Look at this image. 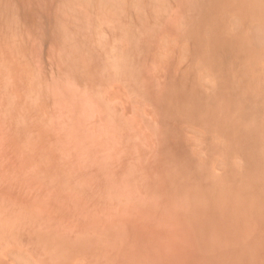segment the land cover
<instances>
[{
    "label": "rangeland",
    "instance_id": "1",
    "mask_svg": "<svg viewBox=\"0 0 264 264\" xmlns=\"http://www.w3.org/2000/svg\"><path fill=\"white\" fill-rule=\"evenodd\" d=\"M10 1L0 264H264V0Z\"/></svg>",
    "mask_w": 264,
    "mask_h": 264
},
{
    "label": "bare ground",
    "instance_id": "2",
    "mask_svg": "<svg viewBox=\"0 0 264 264\" xmlns=\"http://www.w3.org/2000/svg\"><path fill=\"white\" fill-rule=\"evenodd\" d=\"M0 1H1V0H0ZM7 1H8V0H7ZM72 1H73V0H70V1L65 0V1H64V2H66V4L68 3V4H67V8L65 7L66 9L70 10V8H72V7L70 6V4H71V5L74 4ZM74 1H77V0H74ZM82 1H83V0H82ZM82 1H81V2H80V1H77V2H76L77 5H78V2H80V4H81V3L83 4V2L86 1V0H84L83 2H82ZM91 1H94V0H91ZM100 1H103V2H101V3H102L101 5H100V4L98 5V2L100 3ZM107 1H109V2H108L109 4L106 3L107 6H109V9H108V7L106 6V4L104 3V2H106V0H99V1L96 0L97 7L101 6V8L103 7L102 9H104V10H108V11H109L111 8L114 9V10H116V8H117V11L119 10L118 7L121 6V4L118 3V4H119L118 7H116L115 5L117 4V2H120V1H117V0L115 1V0H114V4H115V2H116V4H115V5L113 4V7L110 6L111 3H113V1H112V0H111L112 2H111L110 0H107ZM129 1H130V0H129ZM62 2H63V1H62ZM64 2H63V3H64ZM69 2H70V3H69ZM89 2H90V0H89ZM110 2H111V3H110ZM130 2H131V1H130ZM5 3H9V6H8V5H7V6L5 5L6 8H9V7L11 8L12 5H14V3L12 4L10 0H9V2H5ZM63 3H62V4H63ZM76 3H75V7H76ZM91 3H92V2H91ZM103 3H104L105 6L107 7L106 9H105ZM2 4H4V3H2ZM10 4H11V5H10ZM93 4H94V3H93ZM118 4H117V5H118ZM0 5H1V3H0ZM68 5L70 6V8H68V7H69ZM130 5H131V3H130ZM2 6H3V5H2ZM5 6H3V8H5ZM64 6H66V5L64 4ZM72 6H73V5H72ZM0 7H1V6H0ZM13 7H14V6H13ZM13 7H12V9H13ZM73 7H74V6H73ZM165 7H166V6H165ZM14 8H15V7H14ZM99 8H100V7H99ZM121 8H122V6H121ZM0 9H2V8H0ZM76 9H77V8H76ZM3 10H4V9H3ZM3 10H0V11L3 12ZM6 10H7V9H6ZM73 10H74V9H73ZM114 10H110V11L113 12ZM147 10H148V9H147ZM13 11H14V9H13ZM76 11H77V10H76ZM2 12H0V13L4 15V13H2ZM4 12L7 13L8 11H4ZM9 12H10V16H11V14H13V13H11L12 10H9ZM9 12H8V13H9ZM103 12H105V11H103ZM149 12H150V11H149ZM161 12H162V11H161ZM138 13L140 14V12H138ZM1 14H0V17H1ZM70 14H71V13H70ZM103 14H104V13H103ZM15 15H16V14H15ZM129 15H130V14H129ZM7 16H8V15H7ZM13 16H14V15H13ZM2 17H3V16H2ZM74 17H75V16H74ZM114 17H115V16H114ZM129 17H130V16H129ZM130 18H131V17H130ZM0 19H1V18H0ZM10 19H11V17H10ZM75 19H76V18H75ZM234 19H235V18H234ZM234 19H233V21H234ZM14 20H15V19H14ZM1 21H3V20H0V22H1ZM12 21H13V20H12ZM16 21H17V20H16ZM235 21H237V20H235ZM235 21H234V22H235ZM6 22H8V21H5V23H6ZM9 22H10V21H9ZM89 22H90V21H89ZM93 22H94V21H93ZM237 22H239V20H238ZM237 22H236L235 24H237ZM7 24H8V23H7ZM94 24H95V23H94ZM97 25H98V24H97ZM149 25H150V24H149ZM151 25H152V24H151ZM10 26H11V25H10ZM57 26H58V25H57ZM94 26H95V25H94ZM236 26H237V25H236ZM239 26H240V25H239ZM247 26H248V25H247ZM255 26H256V25H255ZM76 27H77V26H76ZM249 27H250V26H249ZM252 27H253V26H252ZM256 27H257V26H256ZM72 28H74V27H72ZM132 28H133V25H132ZM132 28H131V29H132ZM250 29H251V28H250ZM255 29H256V28H255ZM64 30H65V29H64ZM237 30H238V29H237ZM252 30L254 31V29H252ZM16 31H17V30H16ZM84 31H85V30H84ZM248 31H249V30H248ZM258 31H260V29H259ZM96 32H97V31H96ZM254 32H255V31H254ZM260 32H263V34H264V31H260ZM14 33H16V32H14ZM64 33H65V32H64ZM128 34H129V33H128ZM250 34H251V33H250ZM255 34H257V33L255 32ZM255 34L252 32L251 37H252V36L254 37ZM258 34H261V33H258ZM258 34H257V35H258ZM59 35H60V34H59ZM87 35H88V33H87ZM94 35H95V34H94ZM257 35H255V36L257 37ZM96 36H97V35H96ZM248 36H250V35H248ZM261 37H262V36H261ZM261 37H260V38H261ZM80 38H81V37H80ZM258 38H259V37H258ZM258 38H254V39L252 38L253 41H252V39H251V41H252L254 44H257V43H255V41H259V43H262V42H260L261 40L258 39ZM256 39H258V40H256ZM254 40H255V41H254ZM262 40H263V37H262ZM143 41H144V40H143ZM263 41H264V40H263ZM85 43H86V42H85ZM88 43H89V42H88ZM101 43H103V42L101 41ZM210 43H211V42H210ZM259 43H258V44H259ZM78 44H79V42H78ZM256 46H257V45H256ZM258 46H259V45H258ZM96 47H97V46H96ZM105 48H106V47H105ZM105 48H104V49H105ZM101 49H102V48H101ZM105 51H106V50H105ZM79 55H80V54H79ZM83 56H84V55H83ZM85 56H86V55H85ZM82 58H83V57H82ZM85 58H86V57H85ZM260 59H261V58H260ZM82 60H84V58H83ZM263 68H264V66H263ZM263 68H262V69H263ZM206 73H208V71H206ZM204 74H205V73H204ZM204 74H203V75H204ZM262 74H263V73H262ZM262 74H261V75H262ZM208 75H210V74H208ZM263 75H264V74H263ZM201 76H202V75H201ZM259 76H260V75H259ZM205 77H207L206 74H205ZM205 77L203 78L204 80L206 79ZM208 77L210 78V76H208ZM261 78H262V77H261ZM261 78H260V79H261ZM201 80H202V79H201ZM211 81H212V80H211ZM260 81H261V80H259V82H260ZM208 82H209V81H208ZM208 82H207V83H208ZM204 83H205V81H204ZM261 83H262V85H264V82H263V81H262ZM208 84H209V83H208ZM260 87H261V85H260ZM207 88H208V87H207ZM260 97H261V95H260ZM246 106H247V105H246ZM247 108H248V107H247ZM249 108H250V107H249ZM249 108H248V109H249ZM254 108H255V105H254ZM189 129H190V128H189Z\"/></svg>",
    "mask_w": 264,
    "mask_h": 264
}]
</instances>
